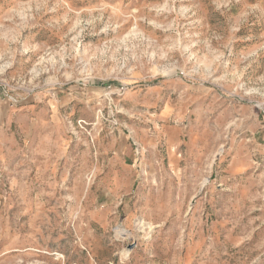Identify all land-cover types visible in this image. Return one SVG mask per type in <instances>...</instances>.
<instances>
[{
	"label": "rangeland",
	"instance_id": "374dc122",
	"mask_svg": "<svg viewBox=\"0 0 264 264\" xmlns=\"http://www.w3.org/2000/svg\"><path fill=\"white\" fill-rule=\"evenodd\" d=\"M0 264H264V0H0Z\"/></svg>",
	"mask_w": 264,
	"mask_h": 264
},
{
	"label": "bare ground",
	"instance_id": "6f19581e",
	"mask_svg": "<svg viewBox=\"0 0 264 264\" xmlns=\"http://www.w3.org/2000/svg\"><path fill=\"white\" fill-rule=\"evenodd\" d=\"M143 222V221H142ZM141 223V222H140ZM125 230V229H124ZM123 231V230H122ZM125 232H126V230H125ZM123 233V232H122ZM126 234H128V233H126ZM121 235V234H120ZM123 235V234H122Z\"/></svg>",
	"mask_w": 264,
	"mask_h": 264
}]
</instances>
